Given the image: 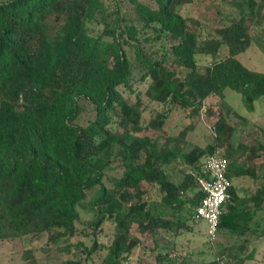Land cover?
<instances>
[{
    "label": "trees",
    "instance_id": "obj_1",
    "mask_svg": "<svg viewBox=\"0 0 264 264\" xmlns=\"http://www.w3.org/2000/svg\"><path fill=\"white\" fill-rule=\"evenodd\" d=\"M191 2H0V243L17 242L28 252L22 263L37 264L32 239L42 241L44 257L71 250L65 264H130L137 251L139 264H245L252 256L247 245L264 236V166L258 175L238 154L250 151L252 161L264 141L235 148L226 116L235 111L225 102L203 148L170 147L185 131L164 141L142 135L163 132L170 119L164 109L145 122L150 104L194 118L228 92L248 112L264 97V73L238 60L253 42L264 52V0H224L237 15L218 11L227 21L204 34L181 13ZM204 112L210 116V107ZM215 155L229 161L231 199L215 240L178 257V237L203 222L192 218L204 196L198 179L207 178L202 162ZM179 157L189 171L175 181L168 166ZM241 177L261 181L252 195H238ZM143 182L156 187L159 201L143 199Z\"/></svg>",
    "mask_w": 264,
    "mask_h": 264
},
{
    "label": "rangeland",
    "instance_id": "obj_2",
    "mask_svg": "<svg viewBox=\"0 0 264 264\" xmlns=\"http://www.w3.org/2000/svg\"><path fill=\"white\" fill-rule=\"evenodd\" d=\"M6 1V0H0ZM230 1V0H229ZM238 1V0H237ZM232 9V10H231ZM218 11H221L224 17L228 16L230 19L232 16H236L237 12L234 8L229 7L225 4L224 0H192L190 4L183 6L181 13L189 21L193 22L190 24L191 28L194 30H200L202 34L212 31L214 27L221 26L223 22L221 21ZM198 23V24H197ZM250 35H254V30H249ZM226 54L225 51L220 52L219 58ZM205 59H201L199 63V69L203 70V65H205ZM238 60L249 70L264 73V52L253 42L248 50L243 54L238 56ZM146 84L139 87L141 91H144ZM228 91V90H227ZM134 96L130 97V102L133 103ZM225 102L230 109L235 111V114L231 113L226 115L228 118V124L232 125L235 129L234 138L231 140L235 148L238 145H243L247 147H256V143L259 141H264V97L255 102V108L253 112H248L244 109L242 99L239 95L228 92L225 100H207L205 105L197 117H190L188 113H181L179 110H173L172 106L164 107L161 104H150L146 107L143 112V118L147 122L150 117L156 115L163 111L164 109H169V121L166 123V127L163 132L147 130L143 132L142 135L149 137L150 139H155L160 137L161 141H164L168 137H178L181 132L184 133V138L171 141L170 147L177 144L181 148L182 153H188L194 147L203 148L208 143L212 142L214 138L213 126L218 121L221 115L220 103ZM210 107L211 115L206 116V109ZM171 108V109H170ZM181 137V134L178 138ZM177 142V143H176ZM224 148V147H223ZM218 149V153L221 155L224 150ZM257 156L251 161L248 159L250 151L243 154L239 153L238 157L240 161H246L249 166H252L258 175L260 174V167L264 166V154L261 150H258ZM168 172L171 177L178 181L183 179L184 175L188 173V168L184 163H182L181 158H177L172 164L168 166ZM261 181H253L249 177H241L234 180V186L237 189L239 196H250L252 195ZM141 190L144 191L143 199L146 201H159L160 195L155 186L152 184L143 182L141 183ZM94 191L89 195L92 196ZM135 201V199H133ZM105 236L104 240L107 241L111 235L110 225H104ZM131 233L140 236V233L136 230V226L131 227ZM165 236V235H164ZM143 242L151 244L152 238L147 236H142ZM148 239V241H146ZM209 237L207 236V225L201 222L199 225L192 227L191 231L182 233L176 242L175 254L178 257L188 256V253L195 254L203 247H207V242ZM75 240H71L73 243ZM31 243V244H30ZM28 246L33 247L35 254V261L37 264H65L66 261L72 260L73 256L68 250L58 254V251L53 250L49 253V256H42L39 249L43 245L42 241H37L32 239L27 243ZM63 248L65 246H62ZM148 248V246H146ZM252 251V256L245 262V264H264V236L261 238L253 237L252 241L247 245L246 253ZM68 252V253H67ZM28 252L23 251L22 247L17 244V242H3L0 243V264H24L21 262L23 256H26ZM140 253L137 251L135 255L130 258V264H139L137 257ZM226 257H231L229 253H226ZM47 259V260H46ZM46 260V261H45Z\"/></svg>",
    "mask_w": 264,
    "mask_h": 264
},
{
    "label": "built area",
    "instance_id": "obj_3",
    "mask_svg": "<svg viewBox=\"0 0 264 264\" xmlns=\"http://www.w3.org/2000/svg\"><path fill=\"white\" fill-rule=\"evenodd\" d=\"M202 166L207 178H199L198 184L204 196L192 218L194 222L206 223L207 236L214 241L222 208L231 199L232 183L227 176L229 161L219 155L209 156Z\"/></svg>",
    "mask_w": 264,
    "mask_h": 264
}]
</instances>
